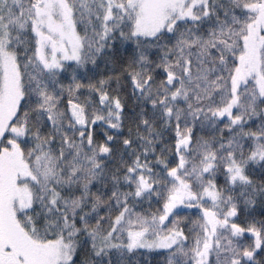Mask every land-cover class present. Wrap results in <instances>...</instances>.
I'll return each mask as SVG.
<instances>
[{
  "label": "snow or ice",
  "instance_id": "6c2138e0",
  "mask_svg": "<svg viewBox=\"0 0 264 264\" xmlns=\"http://www.w3.org/2000/svg\"><path fill=\"white\" fill-rule=\"evenodd\" d=\"M0 264H264V0H0Z\"/></svg>",
  "mask_w": 264,
  "mask_h": 264
}]
</instances>
